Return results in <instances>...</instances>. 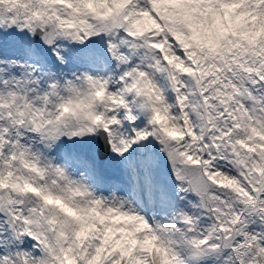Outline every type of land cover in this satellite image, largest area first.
<instances>
[{
  "label": "snow or ice",
  "instance_id": "1",
  "mask_svg": "<svg viewBox=\"0 0 264 264\" xmlns=\"http://www.w3.org/2000/svg\"><path fill=\"white\" fill-rule=\"evenodd\" d=\"M0 264H264V0H0Z\"/></svg>",
  "mask_w": 264,
  "mask_h": 264
}]
</instances>
